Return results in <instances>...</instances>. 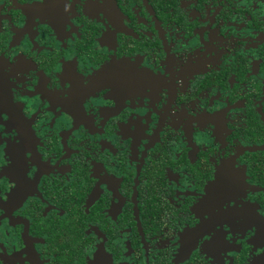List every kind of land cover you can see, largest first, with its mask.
Returning <instances> with one entry per match:
<instances>
[{"label":"flooded vegetation","instance_id":"flooded-vegetation-1","mask_svg":"<svg viewBox=\"0 0 264 264\" xmlns=\"http://www.w3.org/2000/svg\"><path fill=\"white\" fill-rule=\"evenodd\" d=\"M76 2L73 0V5ZM65 3L66 0H54V7L44 8L27 0H2L0 48L5 50V59H14L12 53L23 50L28 59L46 69L60 66L68 56L87 67L113 54L154 67L167 65L173 80L168 84V104L161 123L164 116L171 119L166 117L161 125L147 113H143L146 119L142 118V109L138 112L128 108L116 114L118 102L116 109L92 104L88 108L91 121L83 116L79 106L82 96L90 94L89 88L69 102L70 112L84 122L83 126H75L67 113L62 111L57 116L50 101L29 98L26 108L35 116L37 131L43 134L40 139L61 162L43 178L44 188L26 209L27 215L0 219V241L5 249L14 251L22 241L39 242L41 237L36 233H44L47 238L55 229L68 233L71 246L65 250V241L56 244L46 239L52 264L81 261V251L98 244V249L103 244L109 250L103 264H110V255L113 264H205L204 253L213 256L217 264H248L245 256L250 253L234 242L228 245L219 233L211 244H197L192 249L196 237L205 229L198 226L191 234L187 228L183 233L178 230L191 217L188 206L192 199L185 192L204 184L203 177L211 172L212 160L218 155L229 157L222 164L235 161L245 174H250L247 187L252 202L257 204L252 207H264V0H194L187 6L184 0H116L117 6L115 0H85V14L77 18L82 26L77 23L72 29L80 35L61 41L54 30L33 22L32 17L40 15L42 21L50 18L59 33L67 18ZM68 11L77 14L73 6ZM101 11L104 15L99 17L97 13ZM201 33L209 40H202ZM197 42L204 51L194 55L199 51ZM188 56L197 62L194 70L206 71L189 78V86L177 93L187 102L188 111L198 114L183 121L186 111L172 113L170 108L175 95L174 80L186 73L183 68L175 73L173 64L184 63ZM155 60L161 63L155 64ZM15 72L13 69L7 75ZM7 75L0 72V110L19 107L10 104L12 85ZM39 75L33 77L40 80L38 91L46 79ZM149 83L138 81L132 90L142 93ZM151 86L154 103L159 89L156 84ZM20 88L24 85L19 86L18 94ZM26 94L31 95L27 89ZM209 108L215 109L208 113L211 116H199V112ZM139 119L148 123L151 133L143 149L135 147L140 135ZM208 119L215 123L205 124ZM122 131L133 135L134 140H127ZM20 135H30L23 124ZM148 138L146 131L141 145ZM33 157L35 163V153ZM10 158L15 165V155ZM12 171L13 168L3 170ZM99 171L111 177L109 186L101 189L94 183ZM42 207L47 215L40 212ZM199 207H193L197 215ZM181 209L185 210L184 215ZM238 214L243 217L242 228L256 225V234L249 240L253 251L264 245V218L251 211ZM25 220L28 235L22 230ZM81 238L86 247L77 250L72 241ZM226 249L233 254L226 252L221 257L220 252ZM17 255L13 253V258ZM249 264H264V254L251 256Z\"/></svg>","mask_w":264,"mask_h":264},{"label":"snow or ice","instance_id":"snow-or-ice-1","mask_svg":"<svg viewBox=\"0 0 264 264\" xmlns=\"http://www.w3.org/2000/svg\"><path fill=\"white\" fill-rule=\"evenodd\" d=\"M27 2L29 4H39L44 8L55 6L54 0H27ZM189 2L194 3V0H184L185 6ZM84 4L85 0H77L74 5L73 0H66L63 8L67 13V18L63 23L62 31L59 33L56 31L53 23L49 22L50 18L45 17L42 21L40 15H34L32 19L33 22L44 25L50 31L54 30L61 41H64L65 37H68L70 41L72 37L80 35L77 29L75 31L72 29L73 25L77 23H80L82 26V21H79L77 18L81 13H84ZM70 6L74 7L76 15H72L68 11ZM97 15L101 17L104 13L101 11ZM70 28L71 31H69ZM201 39L207 41L209 37L201 33ZM19 43L20 41L17 44ZM99 44L101 45L100 41ZM65 47H67V44H65ZM197 48L199 51L195 52L194 55H198V53L204 51L199 46V42H197ZM211 51V49H208L210 54ZM5 55L4 48H0V61L6 60V63H0V72L7 75L13 69H16L15 75H7V81L12 85L9 89L11 93L10 104L19 107L0 110V173H2L0 174V205H2L0 206V219L27 215L26 209L37 196H40L44 188L43 178L46 174L55 171L61 162L56 157L55 151L49 150L48 145L40 139L43 134L37 131L39 125L34 123L35 116L26 108V102L29 98L36 97L37 99L43 98L50 101L51 109L55 114L59 116L62 111L67 113L74 121L75 126H83L84 122L78 119L75 113L70 112L69 102L73 97L80 96L89 88H91L90 94L82 96L79 106L83 116L90 117L91 121L93 120V116L88 112V108L92 104L100 103L101 105L109 106L111 109H116L118 102L120 103V107L115 112L116 114L128 108L138 112L142 109V118L146 119V117H143V113H147L148 117L158 119L161 125L165 123L166 117L171 119L170 116H164L161 123L164 106L168 104V84L173 80L172 73L167 71V65L164 67H154L151 64H141L140 61L132 62L127 57L120 58L113 54L87 67L72 59L71 56H68L63 60V62H67L66 64L61 62L60 66L46 69L44 65H38L28 59L23 50L13 52L12 56L14 59H5ZM154 63L160 64L161 61L155 60ZM196 64V60L193 57L190 60V56L186 57L184 63L173 64V71L175 73H180L182 68L185 69L186 73L181 78L174 80L175 95L170 108L172 113H179L182 110L186 111L187 115L184 116L183 121H187L188 117H198L197 112L188 111L187 102L183 97L178 98L177 95L178 91H183L189 86V78H195L196 74L206 71L204 67V70H194ZM39 74H43L46 79L43 87L38 91L40 80L37 82L33 77ZM138 81L150 82L143 87L142 93L132 90ZM182 81H186V83H182ZM152 84H156L159 89L157 93L159 98L154 103L151 95L153 90ZM20 85H24V88H20L18 94L17 89ZM25 89L31 95H25ZM214 111L215 109L209 108L204 112H199V116L203 117L205 114L208 115V113ZM133 121H136V119H133ZM193 121L199 122L196 119ZM209 121L213 124L215 123L211 119H208L205 121V124ZM151 122L149 120V123ZM138 123L141 125V128L139 129L140 135L137 138L135 147L140 146L143 149L148 145L151 133L148 123H143L142 119H139ZM21 124L30 131L29 136L21 137ZM133 125L136 131V123H133ZM181 126L180 123L179 127ZM126 131L128 130L126 129ZM146 131L149 132V138L145 140L144 145H141V140L144 138ZM121 135L129 141L134 140L133 135H126L125 131H122ZM33 153L36 154L35 163L33 162ZM13 155H15V165L13 159L10 158ZM228 158L227 154L214 157L211 172L203 177L204 184L199 188H192L185 192V195L192 199V203L188 206L191 217L190 221H185V226L178 231L179 233H183L185 228H187L188 233L191 234L198 226L205 229L202 234L196 237L195 246L192 249L196 248L197 244L201 246L205 242L211 244L213 237H216L219 233V238L228 245L234 242L250 253V256H245L249 264L251 256L264 254V245L255 247L253 251L254 246L249 243V240L256 234V225L252 223L251 226L242 228L241 221L243 217L238 213L251 211L260 218H264V207L259 205L258 207H252L257 204L252 202L253 197L250 195L247 187L251 182L250 174H245L235 164V161H229L228 165L221 163L222 160H228ZM9 168H13V171L3 172V170ZM96 176L97 180L94 181L96 187L101 189L105 185L109 186L111 182L110 176L101 171ZM192 183L195 184V180ZM14 189L17 191L13 192ZM45 205H47L46 200ZM196 205H200L197 209L200 213L199 215L193 211V207ZM40 212L47 215L46 208L44 207L40 209ZM221 213L223 214L222 218H220ZM60 214L63 216V211ZM181 214L184 215L185 210L181 209ZM25 221L27 224L22 230L24 233L26 231L28 235V221ZM36 235L41 237L39 242L34 243L32 240H28L27 242L22 241L19 248L14 251H7L3 246V242L0 241V245H2L0 247V256L9 258L7 260L0 258V264H30V261H33L34 264H52V259L46 251L48 247L46 239L56 244H59L62 240L65 241L63 245L65 250L71 246L68 243L69 235L63 230L53 229L49 232L47 238L44 237V233H36ZM177 239L180 240V236ZM72 243L76 245L77 250L86 247L83 238L78 241L73 240ZM249 244L252 246L250 249L247 248ZM98 245L95 248L89 247L88 251H81V255L84 257L83 260L78 262L69 260L67 264H103L105 254H109V250L103 244L102 249H98ZM199 251H202V247ZM29 252H31V256H29ZM226 252L229 256L233 254L229 249H226L220 252L221 257H224V253ZM13 253L18 254L17 257L13 258ZM75 254L73 252V255ZM53 255H57V253H53ZM204 255L206 257L205 264H217L213 256H209L207 253H204ZM109 259L110 264H113L111 255Z\"/></svg>","mask_w":264,"mask_h":264}]
</instances>
